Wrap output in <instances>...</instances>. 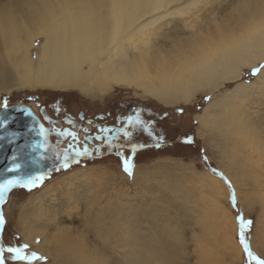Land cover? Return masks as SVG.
Returning a JSON list of instances; mask_svg holds the SVG:
<instances>
[{
    "label": "bare ground",
    "instance_id": "1",
    "mask_svg": "<svg viewBox=\"0 0 264 264\" xmlns=\"http://www.w3.org/2000/svg\"><path fill=\"white\" fill-rule=\"evenodd\" d=\"M239 2L235 0L228 10ZM255 2L258 3V0ZM151 19L148 10L113 9L111 0L87 7H74L69 0H0V97L25 89L75 91L95 102L114 95L118 90H132L133 94L154 100L165 108H178L191 106L199 98L211 95L202 113L196 115L199 135L209 136L224 160H228L232 173L227 176L232 182L240 183L250 178L257 182L259 195L257 198L253 196V201L252 195H249L247 201H260L263 210L264 179L258 173L253 176V167L260 168L258 159L264 163V124L254 121V115L252 117L247 107L248 103L264 94V70L256 75L253 82H242V76L246 70L257 67L259 61L264 60V54L257 51L231 65L217 64L207 69L202 77L190 82L169 85H162L159 80H147L140 84L131 80L117 82V78L128 79L121 74L130 72L137 60L155 56V52L151 51L150 34H154L159 25H149ZM117 24L124 34L114 44L112 33ZM228 84L235 87L228 90L225 88ZM178 168L175 164L174 172ZM101 172L72 170L61 176L57 184L43 186L40 192L31 195L20 214L19 228L23 240L35 246L41 255L53 258L55 264H63V261L50 241L62 229L86 252L98 253L97 264H174L175 258L172 260L166 256L165 241H183L184 234L179 231L181 223L170 213L156 220L152 216L159 215L164 209L166 211L165 206L161 209L159 204L164 202L161 201L164 196L175 198L176 201H167L172 204L189 199L193 194L184 193L182 183L164 179L161 185L164 192L161 194L166 195L153 199L156 208L148 213L145 212L150 205L147 201L132 206L125 197H108L105 183L98 179ZM134 172L137 173L136 170ZM170 173L162 175L168 177ZM194 177L196 185L203 189L201 194L203 191L207 194V203L201 200V204L195 203V209H190L196 218L195 224L201 228L197 235L199 255L196 262L223 264L225 259L218 257L221 254L224 258L219 248L224 247L223 227L226 225L234 233L236 226L234 221L227 220L219 206L218 198L227 195V186L223 180L209 173ZM139 183L148 193L158 190L148 179ZM187 217L188 214L183 223ZM151 218L152 222L148 223L147 219ZM77 219H80L79 224H76ZM227 221L230 223L227 224ZM158 222L164 227H159ZM146 223L149 229L145 236L141 231L145 230ZM174 225L178 229H174ZM254 234L251 246L262 254L264 229L259 222ZM155 237L161 243L164 241V246H152L150 242ZM37 238L39 243H36ZM228 242L231 246L228 251L225 248V256L231 264H240L242 246L233 238ZM135 248H139L140 252L147 251L148 257L143 259ZM117 255L120 259L115 257Z\"/></svg>",
    "mask_w": 264,
    "mask_h": 264
},
{
    "label": "snow or ice",
    "instance_id": "2",
    "mask_svg": "<svg viewBox=\"0 0 264 264\" xmlns=\"http://www.w3.org/2000/svg\"><path fill=\"white\" fill-rule=\"evenodd\" d=\"M74 7L99 6L103 0H69ZM235 0H111L113 9L129 8L148 10L152 17L148 24L159 25L154 34H150L154 57L145 56L132 66L130 72L121 74L128 79L117 82L127 83L129 80L136 84L147 80H159L162 85L194 81L202 77L207 69L217 65H231L240 62L247 54L260 52L264 54V0H240L235 7L228 8ZM119 24L112 33V43H118L123 35ZM159 46V47H156ZM264 70V60L259 61L257 67L251 69V76H256ZM155 73V75H153ZM206 99H211L206 96ZM3 108H8L7 99ZM60 111L59 108L56 109ZM178 111H183L178 109ZM25 113H31L25 109ZM167 115V113H165ZM145 116H150L145 119ZM45 119H50L45 115ZM103 119V117H101ZM7 113L0 115V126L8 123ZM157 116L145 112L137 106L130 110L127 116L117 118L120 126H99L94 136H86L81 142L78 131L62 129L55 126L46 128L39 124L36 129L41 139L33 140L28 145L29 151L23 157L14 154L11 163L0 172V264H33L40 261L48 264L49 257L30 250L27 243L20 244L13 240L5 241L6 217L4 205L9 194L14 189L31 191L49 178L53 171L67 170L73 164H80L82 160H95L106 154H114L121 158L125 173L131 174L134 167L132 160L122 151L129 148L132 154L137 149L145 148L147 143L136 140L139 135H147L154 142L155 147H161L164 136L156 132ZM67 123L73 125L76 121L70 117ZM88 123H92L91 120ZM81 125H77L80 128ZM85 133L88 128H83ZM55 132L58 138H70L66 148L49 144L48 133ZM15 136H13V139ZM100 141V143H94ZM125 141L127 143H125ZM186 144L195 143L192 136L183 141ZM51 152V156H49ZM51 160V166L45 162ZM205 163L208 157L203 156ZM210 171L223 179L231 192L230 203L238 212L239 242L246 253V264H264L261 258L253 252L250 242L252 219H246L238 208L236 189L232 181L215 167ZM40 240L37 238L36 243ZM56 249L63 264H97L96 255L86 252L79 243L67 236L65 230L57 231L50 241Z\"/></svg>",
    "mask_w": 264,
    "mask_h": 264
},
{
    "label": "rangeland",
    "instance_id": "3",
    "mask_svg": "<svg viewBox=\"0 0 264 264\" xmlns=\"http://www.w3.org/2000/svg\"><path fill=\"white\" fill-rule=\"evenodd\" d=\"M251 70H246L242 76V82H253L256 79V76L250 75ZM235 87L234 84H228L225 86L228 90H232ZM224 88V89H225ZM222 89V90H224ZM221 90V91H222ZM132 90H118L114 95L108 96L104 98L102 101L97 100L95 102H91L89 99L82 96L80 93L71 91V92H60V91H52V90H23L20 92H13L10 95H4L0 97V112L4 110L3 102L5 99L8 101V108L13 106H29L39 117L40 111L42 109H60V113L62 115L70 113L75 117L79 113H84L85 115H89L90 117H95L97 115H103L107 111H114L118 108L122 109L125 104H133L140 105L147 109H149L150 113L155 114L157 116L156 120V132L160 135L164 136V141L162 142V146L159 148L151 147L152 140L149 139L147 135H141L140 140L141 143H147L150 147L146 148L143 151L136 152L131 155L133 162L132 173L128 174L123 171L122 164L119 163V159L116 157H103L102 159L98 158L93 160L92 162L74 164L67 170L61 171H53L51 176L47 178L42 185L37 188L28 191L25 189L14 190L4 206V213L6 217V230L4 232L5 241L13 240V236L17 237L16 242L23 244L26 243L22 238V230L19 228L20 226V214L22 213V208L25 204H27L29 198L34 193L37 194L40 192L46 185L52 183L55 185L58 183L59 179L63 175H67L72 170L76 169H90V170H98L102 171L99 175V181L104 184L105 192L108 197H119L127 200H130L132 206H137L140 201H147L149 207L145 209V212L151 213L152 210H155V200L159 199L161 192H164L161 185L164 183V179H167L169 182L175 181L182 183L183 192L189 194L191 192L193 195L184 200H178L176 203L169 204L171 200H175V198H171L170 196H164L159 202L160 208L162 209L165 206V209L162 210L159 215L156 213L152 216L154 220H156L159 216H166L168 213L172 215V217H178L179 224L181 223L179 231L182 232L183 241L181 243H177V241L166 239V247L165 250L172 260L175 258L174 264H197L199 252L197 250V240L198 234L201 232V228L195 224V216H193V211L191 213L190 209H195L196 205L201 204V200H204L206 203V195L203 191L201 194L199 189V185H196L197 182L194 181L196 175H200L203 173H209L214 175L210 171V167H215L218 171L223 172L224 175L229 179L227 175L231 176V169L228 164V160H224L223 155L214 147V143L211 141L209 136L200 137L199 135V123L196 120V115L202 113L204 108L210 102L211 99H206V96L199 98L193 105L184 107L179 106L178 108H165L154 100L143 99L141 96H137L132 93ZM210 96L211 95H207ZM256 104H255V103ZM247 110L249 108V112H251L252 118L254 121L258 123L264 124V94L260 97H257L256 100L248 103ZM251 107V109H250ZM46 109V110H48ZM178 109H182L183 111H178ZM260 110V111H259ZM52 112V111H51ZM117 112V111H116ZM263 112V113H262ZM49 113V112H48ZM167 113V115H165ZM50 114V113H49ZM257 114V115H256ZM262 119H261V116ZM259 115V117H258ZM146 119H149L150 116H145ZM258 118V119H257ZM192 136L195 139V143L186 144L182 141L188 137ZM83 137V136H82ZM70 140L66 141L64 144L59 145L61 148H66ZM213 144V145H212ZM207 155L208 163H205L203 160V156ZM257 156L256 154H254ZM258 159V156L256 157ZM257 166L253 167V176L255 173H258L260 177L262 176L264 179V163L261 159L257 160ZM262 162V163H260ZM178 166L181 169L176 170L174 172V166ZM170 165V166H169ZM168 166V167H166ZM173 166V167H172ZM228 166V167H227ZM170 167V168H169ZM255 168V169H254ZM262 168V169H261ZM261 169V170H260ZM136 170L137 173L134 171ZM171 172L168 177L162 175L165 172ZM175 175H174V174ZM258 175V176H259ZM216 176V175H214ZM217 178H220L216 176ZM149 183H152L154 187H157L158 190L149 192L140 186L139 182L143 180H147ZM261 179V178H260ZM220 180H223L220 178ZM230 180V179H229ZM224 181V180H223ZM225 183V181H224ZM160 184V185H159ZM234 188L236 189V194L238 198V208L243 213L246 219H252L253 225L250 231V242L252 237H254L255 227L257 222L264 229V209L262 210V204L260 201L255 200V202L249 203L247 198L251 195V200L253 201V196L259 195V186L257 182L253 181V179H247L241 181L240 183L234 181L232 182ZM227 186V195H221L218 198L219 206L224 211L227 216V220H232L235 223V231L234 233L229 230V228L223 227V242L224 247L219 246L220 250L224 254L223 256L220 254L218 257L225 259L223 260V264H231V260L227 258L226 249L228 251V247L231 246L229 242L233 238V240L239 244V224L237 221L238 212L232 207L231 200V192ZM255 185V186H254ZM44 186V187H43ZM258 186V187H257ZM199 191V192H197ZM258 191V192H257ZM200 193V194H197ZM254 194V195H253ZM264 194V191H263ZM148 195V196H147ZM169 195V194H167ZM201 195V196H200ZM250 195V196H249ZM143 196V197H142ZM228 196V197H227ZM107 197V198H108ZM203 197V199L201 198ZM224 197V198H223ZM205 198V199H204ZM194 199V202H193ZM223 199V200H222ZM151 200V201H149ZM104 203V202H103ZM162 203V204H161ZM166 203V204H165ZM168 205V206H166ZM178 208H175L177 207ZM20 208V209H19ZM158 208V207H157ZM177 209V210H176ZM189 211V212H188ZM178 212V213H177ZM181 212V213H180ZM190 213V214H189ZM188 214L186 222L183 223L182 220ZM147 219L148 223L152 222L153 219ZM189 218V219H188ZM81 219V218H80ZM77 219L76 224H79ZM262 220V221H261ZM159 227H164L160 222ZM183 223V224H182ZM230 221H227L229 224ZM145 230L141 231L143 235L148 234L149 225L146 223L144 226ZM174 229H178V226H172ZM226 229V230H225ZM225 232V233H224ZM231 232V233H230ZM226 234V235H224ZM254 234V235H253ZM142 235V234H141ZM230 235L228 240L226 239ZM232 235V236H231ZM222 237V236H221ZM226 240V241H225ZM152 246H164V241L161 243L157 237L153 238L150 242ZM227 245V246H225ZM242 246V245H241ZM252 247V246H251ZM226 248V249H225ZM259 248V247H258ZM263 250H262V249ZM262 254L257 253L253 248V252L259 255L261 258H264V246H261ZM30 250H34L36 252L37 249L35 246L30 245ZM136 252L139 255H143V259L148 257V253L146 251L140 252L139 248H135ZM165 252V254H167ZM40 254V252H38ZM241 263L246 264V253L243 250L241 252ZM119 255L115 256L116 258ZM136 260V258H135ZM33 264H42L40 261H34ZM48 264H55L53 258H49ZM111 264V263H110ZM137 264H141L137 263Z\"/></svg>",
    "mask_w": 264,
    "mask_h": 264
},
{
    "label": "flooded vegetation",
    "instance_id": "4",
    "mask_svg": "<svg viewBox=\"0 0 264 264\" xmlns=\"http://www.w3.org/2000/svg\"><path fill=\"white\" fill-rule=\"evenodd\" d=\"M137 106H140V105L125 104V105H123L121 110H120V108H118V109H116L114 111H107L103 115H97L95 117H90L89 115H85L84 113H79L76 117L74 115L70 114V113L62 115L60 113V111L57 112L56 109H48V108H46L48 110L44 109L45 115H47L50 119L46 120L45 116H43L41 114V111H40L39 120L44 125V127L49 128V129L53 127V122H55V126L56 127H60L62 129H70V130L78 131L80 140H81V142H83V140H84V138L86 136H94V135H96L98 133V131H99V126H113V125L120 126V125H118L117 118L119 116H127L130 113V110L135 108V107H137ZM141 107H143V106H141ZM143 108H144L145 112H150L149 109H147L145 107H143ZM68 117L74 119L76 121V123L73 124V125H69L67 123V118ZM101 117H103V119H101ZM89 120H91L92 123H88ZM77 125H81V127L77 128ZM85 127L88 128V132L87 133H85L83 131V128H85ZM140 136L141 135L136 137V140L139 141V142H141ZM58 139H59V145L64 144L66 141L70 140V138H58V136H57V134L55 132H49L48 133V140L50 141V143H51L53 148H54L55 145H57ZM94 143L98 144V143H100V141H94ZM125 143H127V142L125 141ZM151 145H150L151 147H155V146H153L154 142H152ZM150 146L148 145L146 148H149ZM155 148H157V147H155ZM144 149L145 148L137 149L136 152L143 151ZM122 151H124V153L126 155H128L129 158L132 160V157H130V156L133 155V154L131 153L129 148H125ZM49 156H51V152H49ZM104 157L105 158H107V157H116V158L119 159V163H121V158L117 157L114 154H111V155L106 154ZM102 158H100V159H102ZM92 161L93 160L85 159V160H82L81 163H87V162H92ZM48 162L51 163V160H48Z\"/></svg>",
    "mask_w": 264,
    "mask_h": 264
},
{
    "label": "water",
    "instance_id": "5",
    "mask_svg": "<svg viewBox=\"0 0 264 264\" xmlns=\"http://www.w3.org/2000/svg\"><path fill=\"white\" fill-rule=\"evenodd\" d=\"M25 109L31 115L26 114ZM5 113H7L9 120L6 125L0 126V172L11 163V157L14 154L23 157V154L29 151L27 146L33 140L41 139V137L37 136L36 129L42 123L37 114L29 106H13L2 110L0 115ZM41 114L45 116L44 109L41 110ZM13 136H15L14 139ZM49 144L51 145L50 141ZM45 163L51 166L50 162L46 161Z\"/></svg>",
    "mask_w": 264,
    "mask_h": 264
},
{
    "label": "trees",
    "instance_id": "6",
    "mask_svg": "<svg viewBox=\"0 0 264 264\" xmlns=\"http://www.w3.org/2000/svg\"><path fill=\"white\" fill-rule=\"evenodd\" d=\"M251 231V230H250Z\"/></svg>",
    "mask_w": 264,
    "mask_h": 264
}]
</instances>
